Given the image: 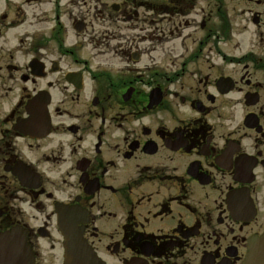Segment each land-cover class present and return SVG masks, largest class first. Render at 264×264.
<instances>
[{"label": "flooded vegetation", "instance_id": "flooded-vegetation-1", "mask_svg": "<svg viewBox=\"0 0 264 264\" xmlns=\"http://www.w3.org/2000/svg\"><path fill=\"white\" fill-rule=\"evenodd\" d=\"M8 231L33 264H248L264 0H0Z\"/></svg>", "mask_w": 264, "mask_h": 264}, {"label": "water", "instance_id": "water-1", "mask_svg": "<svg viewBox=\"0 0 264 264\" xmlns=\"http://www.w3.org/2000/svg\"><path fill=\"white\" fill-rule=\"evenodd\" d=\"M0 264H33L25 237L15 231L0 234ZM248 264H264V237L254 241Z\"/></svg>", "mask_w": 264, "mask_h": 264}]
</instances>
